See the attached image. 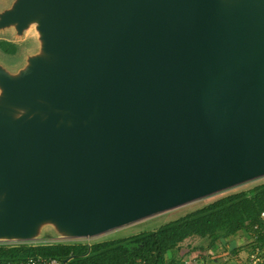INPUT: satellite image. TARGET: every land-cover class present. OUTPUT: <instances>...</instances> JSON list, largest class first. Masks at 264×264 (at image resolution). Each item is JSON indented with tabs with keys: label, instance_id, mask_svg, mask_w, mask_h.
I'll return each mask as SVG.
<instances>
[{
	"label": "water",
	"instance_id": "95a60500",
	"mask_svg": "<svg viewBox=\"0 0 264 264\" xmlns=\"http://www.w3.org/2000/svg\"><path fill=\"white\" fill-rule=\"evenodd\" d=\"M1 35L33 47L0 61V244L264 178V0H0Z\"/></svg>",
	"mask_w": 264,
	"mask_h": 264
},
{
	"label": "trees",
	"instance_id": "16d2710c",
	"mask_svg": "<svg viewBox=\"0 0 264 264\" xmlns=\"http://www.w3.org/2000/svg\"><path fill=\"white\" fill-rule=\"evenodd\" d=\"M0 48L9 54L16 53L9 42L1 41ZM262 211L264 183L219 198L155 231L124 239L95 242L90 246L82 243L0 245V261L16 262L42 256L67 261L66 264H137L138 261L145 264H180L184 254L180 256L177 252L183 249L188 239L203 241L197 249L203 257L214 256L222 244H230L236 239L248 240ZM243 249L250 251L249 246H236L231 254L237 256ZM237 258H241L240 255ZM214 263L217 264V259Z\"/></svg>",
	"mask_w": 264,
	"mask_h": 264
},
{
	"label": "rangeland",
	"instance_id": "374dc122",
	"mask_svg": "<svg viewBox=\"0 0 264 264\" xmlns=\"http://www.w3.org/2000/svg\"><path fill=\"white\" fill-rule=\"evenodd\" d=\"M0 41H7V42L11 43V45H13L16 49L15 54H9V53L5 52L2 48H0V61L10 68L19 65L21 63V61L23 60L24 53L33 47V42H31V40L20 44V43H14L10 39V37L1 35ZM263 183H264V178L261 180L254 181V182H251L249 184L243 185L241 187H238V188H235V189L214 195L212 197L200 200L198 202L183 206V207L175 209L173 211H169V212L157 215L155 217L149 218L147 220L141 221V222L133 224L131 226L112 231V232L107 233L105 235H102L98 238L91 239L90 243L92 244L95 242H106V241H112V240H119V239L131 237V236L143 233V232L155 231L158 228H160L161 226H163L169 222L178 220V219H180V218H182L188 214H191V213L207 206L208 204L214 202L215 200H217L219 198H222L226 195L236 193V192H239V191H242L245 189L253 188L256 185L263 184ZM244 241H245V239L244 240L236 239L235 241H232V243H230V244H222L218 247V249L216 250V254L214 256L210 255L209 257L208 256H204V257H208V260L210 261L209 263H211V264H216V263H214L215 259H217V264H236L237 260L239 259L237 257L239 255H240V257L244 256L247 253V249H243V251H241V253H239V255H237V256L231 254V251H233V248H235L236 245H237V247H239L238 245H240L241 247L242 246L246 247V245H245L246 243ZM202 243H203V241L199 238L188 239L183 244V249L180 251L178 250L177 253H178V255H180L181 251H182V254L193 253V252L197 251L198 247L200 245H202ZM39 244H45V243H39ZM197 253H198V251H197ZM188 259L190 260L189 255H188ZM184 263H185V260L181 259L180 264H184ZM187 263H188V260H187Z\"/></svg>",
	"mask_w": 264,
	"mask_h": 264
},
{
	"label": "built area",
	"instance_id": "2783aa9c",
	"mask_svg": "<svg viewBox=\"0 0 264 264\" xmlns=\"http://www.w3.org/2000/svg\"><path fill=\"white\" fill-rule=\"evenodd\" d=\"M91 239H81V240H52V241H44L38 243H45L46 245H54V244H71V243H82L90 246ZM244 240V239H243ZM246 246L250 247V251L239 258L236 264H264V211L260 213L259 222L254 225L252 232L250 233L249 239L244 241ZM36 243L37 242H32ZM23 243H3L0 245H17ZM0 264H64V262L54 259L47 258L42 256L30 257L25 260H20L16 262H1ZM137 264H145L143 261H138ZM185 264H188L187 262Z\"/></svg>",
	"mask_w": 264,
	"mask_h": 264
},
{
	"label": "crops",
	"instance_id": "0c3cea01",
	"mask_svg": "<svg viewBox=\"0 0 264 264\" xmlns=\"http://www.w3.org/2000/svg\"><path fill=\"white\" fill-rule=\"evenodd\" d=\"M238 246H240V245H238ZM180 254H182V251H181ZM188 255L190 257V260L188 259ZM208 257H203L202 255H200V252H198V253L197 252L196 253L193 252V253H186V254H184V256H182V259L185 260V263L188 260V264H211V263H209L210 261L208 260Z\"/></svg>",
	"mask_w": 264,
	"mask_h": 264
},
{
	"label": "flooded vegetation",
	"instance_id": "af4514ba",
	"mask_svg": "<svg viewBox=\"0 0 264 264\" xmlns=\"http://www.w3.org/2000/svg\"><path fill=\"white\" fill-rule=\"evenodd\" d=\"M1 42V41H0ZM5 42H7V41H5Z\"/></svg>",
	"mask_w": 264,
	"mask_h": 264
}]
</instances>
